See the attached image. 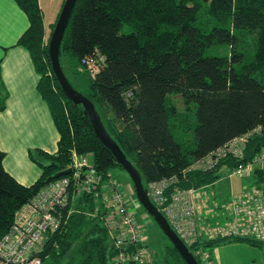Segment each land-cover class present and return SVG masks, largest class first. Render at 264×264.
Wrapping results in <instances>:
<instances>
[{
    "label": "trees",
    "instance_id": "16d2710c",
    "mask_svg": "<svg viewBox=\"0 0 264 264\" xmlns=\"http://www.w3.org/2000/svg\"><path fill=\"white\" fill-rule=\"evenodd\" d=\"M14 1L29 20L17 44L31 56L39 74L37 90L59 138L54 153L28 151L40 169L30 185L5 170L0 148V237L16 210L68 167L72 152L90 154L103 175L123 169L96 137L83 107L66 98L51 70L48 41L55 23L46 37L38 0ZM223 45L227 54L216 50ZM89 58L95 60L94 72L86 64ZM59 61L69 83L93 103L145 188L174 177L169 197L175 187L211 185L221 177L220 168L243 165L264 148V0H76ZM170 94L180 95L188 108L194 106L191 123L169 104ZM6 95L0 81V111ZM184 125L192 126L189 140L174 135ZM243 135L248 138L242 157L228 155L210 169H189ZM250 183L264 185V168L255 171ZM73 206L75 211L48 236L41 264H112L117 250L100 218L89 214L92 201L83 195ZM162 236L157 260L186 264ZM235 242L264 251V241L240 236L201 235L187 246L198 264H217L214 248Z\"/></svg>",
    "mask_w": 264,
    "mask_h": 264
},
{
    "label": "built area",
    "instance_id": "2783aa9c",
    "mask_svg": "<svg viewBox=\"0 0 264 264\" xmlns=\"http://www.w3.org/2000/svg\"><path fill=\"white\" fill-rule=\"evenodd\" d=\"M89 69L96 71L92 58L86 61ZM248 135L234 138L208 156L195 161L189 169L206 170L221 159L231 155L242 157ZM90 154L80 157L72 152L69 173L49 181L28 201L16 210L8 231L0 237V264H41V253L48 236L55 232L66 215L75 211L73 201L87 195L94 209L89 212L98 216L106 229L112 246L117 250L112 264H149L151 255L144 243V232L129 198L135 195L122 188L109 172L100 173ZM264 168V148L252 160L232 169L227 177H253L257 169ZM171 177L147 185L152 202L167 219L170 226L184 243L191 244L197 237H252L264 241V185L250 183L232 194L223 203L211 200L200 188L175 187L169 197L167 190L176 183ZM221 210L227 219L209 223Z\"/></svg>",
    "mask_w": 264,
    "mask_h": 264
},
{
    "label": "crops",
    "instance_id": "0c3cea01",
    "mask_svg": "<svg viewBox=\"0 0 264 264\" xmlns=\"http://www.w3.org/2000/svg\"><path fill=\"white\" fill-rule=\"evenodd\" d=\"M63 3L61 0L60 7ZM28 26L26 13L14 0H0V81L7 92L5 107L0 111V148L5 151V170L24 185L32 184L40 175L28 151L38 148L54 153L59 138L49 108L37 90L39 74L31 56L27 49L17 44ZM240 181L243 189L250 178ZM217 184L218 181L204 187L211 200L220 204L235 194L231 183L228 187ZM216 212L215 217L206 219L209 223L227 219L221 208ZM213 253L217 264H264V251L245 243L223 244L215 247ZM156 262L153 260L149 264Z\"/></svg>",
    "mask_w": 264,
    "mask_h": 264
},
{
    "label": "water",
    "instance_id": "95a60500",
    "mask_svg": "<svg viewBox=\"0 0 264 264\" xmlns=\"http://www.w3.org/2000/svg\"><path fill=\"white\" fill-rule=\"evenodd\" d=\"M76 0H64L60 13L55 22L53 31L48 41V56L50 61L51 70L58 81L66 98L72 101L75 105H81L85 114L87 115L92 125L93 131L99 141L107 147L117 163L128 173L131 178L136 198L142 205L148 215L154 220L156 225L160 228L165 237L176 248L180 256L183 258L186 264H198L194 255L190 252L188 246L177 235L173 228L168 223L165 216L158 209V207L152 202L148 194V190L144 187L141 175L137 168L129 161L117 142L107 132L100 115L96 111L93 103L81 92L76 90L67 80L60 61L59 51L60 45L67 28L69 19L71 17ZM69 169L62 170L54 175V178H58L62 175L69 173Z\"/></svg>",
    "mask_w": 264,
    "mask_h": 264
},
{
    "label": "rangeland",
    "instance_id": "374dc122",
    "mask_svg": "<svg viewBox=\"0 0 264 264\" xmlns=\"http://www.w3.org/2000/svg\"><path fill=\"white\" fill-rule=\"evenodd\" d=\"M60 5L61 0H39V7L43 15V24L46 31V37L48 36L53 24L57 19V14L60 13ZM216 50L219 54H227L228 46H219L216 48ZM168 98L169 104L176 109L177 113L179 114V117L186 115V117L189 118L188 123H191L194 119V106L191 105L188 108V106L183 102L182 97L178 94H170ZM176 121H178V124L179 119H177ZM174 135L177 139L189 140L190 138H192V126L188 127L184 125L183 127H179L178 130L174 132ZM87 154L88 153L80 154L79 156L83 157ZM89 160L92 161V157H89ZM232 169L233 168L227 166H223L222 168H220L219 174L221 177L217 180V185H223L224 187H228V185L231 183L232 193H236L242 190L240 181V179L242 178L236 176L227 177L231 173ZM111 173L122 188L127 189L128 187L133 190L131 178L124 169L114 168ZM135 195L130 197L129 201L132 206V209L134 210V213L137 216L139 225H141V228L144 232V243L148 246L150 250L151 260L157 261L156 263L160 264L157 259L164 243L162 231L156 225L154 220L144 210Z\"/></svg>",
    "mask_w": 264,
    "mask_h": 264
}]
</instances>
